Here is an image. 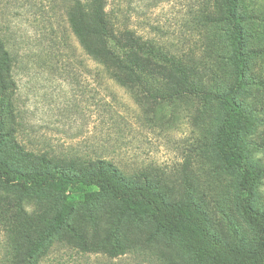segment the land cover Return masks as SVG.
Returning <instances> with one entry per match:
<instances>
[{"label":"rangeland","instance_id":"374dc122","mask_svg":"<svg viewBox=\"0 0 264 264\" xmlns=\"http://www.w3.org/2000/svg\"><path fill=\"white\" fill-rule=\"evenodd\" d=\"M221 3L107 0L116 29L152 41L186 67L197 90L214 95L169 101L155 96L167 87L149 78L152 96L138 101L84 54L61 4L0 0V39L11 58L8 88L0 94V139L11 135L1 144L2 159L24 170L30 169L29 154L53 162L107 161L127 183L150 186L167 203L193 202L209 233L228 246L253 248L255 234L238 208L240 172L223 165L215 142L223 121L219 98L237 90L234 99L251 122L242 135L244 160L258 174L252 205L264 214V0H238L246 57L240 83L229 26L212 21ZM95 191L68 190L64 201L32 192L20 201V192L0 186V264L25 253L27 241L46 230L63 202L73 208L69 225L88 245L118 246L122 253L84 252L61 228L39 264H198L177 238L147 219L121 215L105 194L86 207L83 195Z\"/></svg>","mask_w":264,"mask_h":264},{"label":"trees","instance_id":"16d2710c","mask_svg":"<svg viewBox=\"0 0 264 264\" xmlns=\"http://www.w3.org/2000/svg\"><path fill=\"white\" fill-rule=\"evenodd\" d=\"M52 2L62 5L69 28L84 54L111 71L112 80L128 90L136 100L152 96L146 86L150 79L167 87L165 93L155 96L169 101L186 97L210 100L214 97L197 90L186 67L180 62L176 63L169 53L159 51L152 41H143L129 29H116L107 17V0ZM237 11L238 0H222L221 15L212 21L225 22L229 26L238 65L236 77L240 83L246 68V57ZM10 70V54L0 39V94H4L8 88L6 82ZM236 92L233 90L219 98L223 121L216 135L215 150L227 169L240 172L238 208L244 222L255 234V245L251 249L232 248L211 235L207 218L193 202L167 203L152 187L127 183L118 169L107 161L81 162L76 159L53 162L45 156L29 154L32 157L30 169L24 170L9 164L0 155V186L20 192V201L32 192L55 194L64 201L68 190L94 187L95 192L83 195L86 207L105 194L117 203L121 215L147 219L163 235L177 238L198 264H264V214L252 205L258 174L245 163L242 141V135L251 129V122L247 111L235 101ZM8 137H11L9 133L0 139V152L3 140ZM72 213L70 204L61 203L47 222L46 230L27 241L28 250L16 255L13 264H39L46 249L45 244H50L53 236L60 234L61 228L66 229L64 236L68 241L84 252L104 251L112 257L122 253H118V246L110 250L104 245H88L69 225Z\"/></svg>","mask_w":264,"mask_h":264}]
</instances>
